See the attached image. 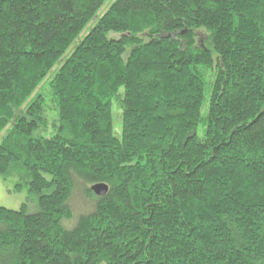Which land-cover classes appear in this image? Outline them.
Wrapping results in <instances>:
<instances>
[{"label":"trees","instance_id":"1","mask_svg":"<svg viewBox=\"0 0 264 264\" xmlns=\"http://www.w3.org/2000/svg\"><path fill=\"white\" fill-rule=\"evenodd\" d=\"M106 2L0 0V264H264V0Z\"/></svg>","mask_w":264,"mask_h":264},{"label":"rangeland","instance_id":"2","mask_svg":"<svg viewBox=\"0 0 264 264\" xmlns=\"http://www.w3.org/2000/svg\"><path fill=\"white\" fill-rule=\"evenodd\" d=\"M114 1L115 0H107V2L100 10L99 14L103 15ZM119 36V34L112 32L108 34L109 38H119ZM206 37L207 36L204 35L202 40L203 42H206ZM123 92L124 90L121 89V93ZM43 95L45 96L46 104L51 107L52 102L49 92L44 90ZM113 124L116 135L118 137L121 136L123 129L122 110L117 105H114L113 108ZM200 135L202 136V128H200ZM31 197L32 196L29 193L27 187L16 191L14 180H4V178L0 177V207H5L12 210H19L22 205L26 203L30 212H36L37 207ZM91 203L92 201L90 199H86L83 197V195H81V189L80 192H76L75 198L73 200V204L76 209L83 208L85 204H87V206H90Z\"/></svg>","mask_w":264,"mask_h":264},{"label":"water","instance_id":"3","mask_svg":"<svg viewBox=\"0 0 264 264\" xmlns=\"http://www.w3.org/2000/svg\"><path fill=\"white\" fill-rule=\"evenodd\" d=\"M92 190L98 197H103L107 195L109 186L106 184H95L92 186Z\"/></svg>","mask_w":264,"mask_h":264}]
</instances>
